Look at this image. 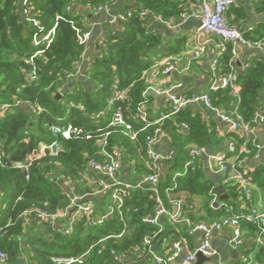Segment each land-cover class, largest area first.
<instances>
[{"label": "trees", "instance_id": "1", "mask_svg": "<svg viewBox=\"0 0 264 264\" xmlns=\"http://www.w3.org/2000/svg\"><path fill=\"white\" fill-rule=\"evenodd\" d=\"M115 1L30 0L23 7L22 0H0V251L6 254L7 264H56L55 257L80 256L93 245L96 246L82 264H119L121 262L115 260L112 251L125 261L134 259L136 254L150 246H160L166 241H171L172 246L173 242L189 239V230L194 225L227 217V209L242 199L237 185L227 186L231 201L228 206L216 210L212 206L213 185L205 179L198 161L183 177L175 178L177 173H184L187 162L192 159L190 151L193 145L206 147L214 143V134L200 115L186 109L175 115L178 126L174 132L178 135L179 152L171 172L160 181L159 193L166 204L170 199L182 200L183 213L190 225L168 221L161 226L145 223L143 220L154 216L157 207L154 193L146 187L129 191L121 213L116 211L102 224L92 225L83 216L75 222L74 232L69 236L64 234V229L52 230L47 225L44 234L27 237L28 227L24 225L23 212L40 209L55 213L67 209L71 203L68 182L75 184L78 195H83L86 189L90 191L88 180L94 177L89 169L90 163L106 159L96 135L100 128L107 126L112 113L108 112L99 121L96 115L108 108L116 92L128 91L129 100L118 101L116 107H123L126 121L132 123L135 130L143 127L134 118L145 102L143 73L155 64V54L162 39L148 29L150 20L143 18L141 13H153L168 21L170 18L179 19L189 7L188 0H129L131 2L125 5V10L131 11L133 16L110 35L103 44L101 55L92 61L89 76L94 90L79 84L76 90L63 91L71 76L77 74L78 64L86 50L80 45L73 27L76 25L88 30L83 21L84 14L78 7H84L89 13L99 5L114 4ZM255 10L264 15V0L255 4ZM227 16L229 25L233 26L237 20L246 19L247 13L242 8L231 6ZM31 20L41 23L43 34L58 24L52 44L36 57L38 48L33 42L38 30ZM243 34L249 41H264V23L254 32ZM231 62L230 48L220 60L217 76L220 69L221 74L228 73ZM239 84L238 97H234L230 90H219L212 94L213 105L224 107L226 111L232 104L238 105L244 120L256 124L255 113L263 107L264 60L252 63L239 76ZM59 93L62 96L57 97ZM3 105H10L9 110L2 111ZM33 108L41 112L37 113ZM66 124L82 128L84 134L66 139L53 133V126ZM183 125L189 129L183 130ZM151 133V128L146 129L132 140L124 129H115L109 139L108 150L122 152L123 166L124 163L129 164L144 176L155 174L145 145L146 137ZM87 134L92 138L87 139ZM228 137L238 145L243 142L239 136ZM43 144H57L58 151L54 154L47 149L41 158H36L27 179L26 174L14 165L34 156ZM250 149L258 151L255 146ZM253 181L264 187V168L254 173ZM110 198L108 196V202ZM100 206L105 213L107 204ZM244 223L258 233L253 224ZM147 239L150 246L145 244ZM263 252L262 248L260 253Z\"/></svg>", "mask_w": 264, "mask_h": 264}, {"label": "built area", "instance_id": "2", "mask_svg": "<svg viewBox=\"0 0 264 264\" xmlns=\"http://www.w3.org/2000/svg\"><path fill=\"white\" fill-rule=\"evenodd\" d=\"M170 2H178L180 0H169ZM197 7L189 8L183 12L179 19L170 18L168 21H165L161 16H156L153 13L143 11L141 13L142 17L150 20L154 19L169 25H176L182 21H186L188 18L195 17L198 18L201 22V29L207 34L214 36L218 39V54L217 58L214 60L212 68L213 71L218 73V68L220 60L231 48L232 58L237 53V47L239 45L247 46L253 49H259L264 52V41H249L244 37V34L240 29L230 26L228 22L227 12L231 6L240 5L244 0H195ZM30 0H23L22 4L25 7ZM111 4L99 5L95 8V11H107L110 9ZM89 9H92L88 6ZM71 10V9H68ZM26 13V11H25ZM133 16L131 11H121L113 17V22L118 24H123L129 18ZM60 18H58L59 20ZM31 23L35 29L38 30L34 36V46L38 48V51L35 53L34 57L40 56L43 54V50L49 47L55 37L56 24L52 30L46 34H43V27L41 23L37 20H31ZM78 41L85 49H87L91 32L89 30H82L76 25L73 26ZM40 31V32H39ZM43 49V50H42ZM204 49L197 47L193 51V56L191 61H198L203 56ZM33 57V58H34ZM32 61V59H31ZM165 68L163 73L170 74L175 70V66L172 63L171 59H166ZM250 65L244 67L245 71ZM76 76V75H75ZM74 75L71 78L75 77ZM34 78V77H33ZM239 86V75L235 71L232 62L230 63V71L226 74H220L217 76V81H215L209 92L202 94H193L187 97H177L171 92H167V113L162 115L160 120L156 122H151L147 111L144 109L143 105L138 109L137 116L134 117L137 123H142L143 127L139 130H135L132 123L126 121L124 109L121 106L116 107L118 101H127L129 100L128 91L116 92L109 102L108 108L96 115L97 121L100 118H104L108 112H111V119L104 128H100L97 132V139L102 144V153L105 156L104 162H91L89 168L101 175L102 177H107L111 180L110 184H106L102 179L92 177L90 180L92 182L91 190L88 193L83 194V196L76 194V186L74 183L68 182L69 191H70V206L62 211H57L55 213L49 212L48 210L40 209H29L23 212L22 219L24 225L28 227L33 222H46L49 223L52 230L59 229L58 223L60 221L66 222L64 227V234L71 235L74 232L75 222L86 216L89 219L90 224H102L107 217L119 211L121 213L124 199L128 196L129 191L143 189L148 187L155 195L157 207L155 214L152 217H147L143 221L152 226H161L160 219L164 215H168L174 224L186 223L190 225V221L185 218L183 213V202L172 200L170 202L176 206L177 210L175 213H168L167 209L164 206L163 201L160 198L159 193V184L161 181L160 175L158 173L160 165V157L155 151V145L159 138L164 134L162 128V122L167 118L180 114L184 110L191 108L192 106L203 104L209 110L215 111L220 119L227 124L228 133L230 135L239 136L242 138V143L240 145L232 139L229 141V153L222 154L216 157V164L219 173L223 178V185H237L240 190V194L246 204L249 206V212L245 214H235L230 208L227 209L228 216L222 220H217L208 224H196L191 228V232H200L201 239L194 249V251L189 252L178 264H194L196 262V254L202 253L204 256L211 258L214 256V250L211 245V238L214 232L222 230L224 228H232V236L229 240V246L232 248H240L245 245V239L243 236L242 224L244 222L253 224L259 233L257 238V243L264 249V211H260L253 206V190L251 178L248 174L247 169L244 166V159L251 153L250 147H257L260 151V147L256 145L257 140V130L258 127L264 124V113L261 111H256L255 113V123L251 124L246 122L243 116L239 113L238 105L232 104L231 108L227 111H223L219 108H216L212 102V94L218 92L219 90H230L231 94L234 97H238ZM157 93H162L161 90H156ZM145 95V93H144ZM73 105V104H72ZM10 105H3L1 107L2 111L9 110ZM115 108V109H113ZM37 113H40L41 110L33 108ZM124 129L125 134L135 140L139 133L146 130L152 129V133L146 137L145 145L146 152L150 160L151 166L156 171L155 174L142 176L141 179L135 183H125L118 180V175L120 174L123 167V154L122 152L115 150L109 151V139L112 134L115 132V129ZM183 130H188L187 125H183ZM52 131L55 135H61L66 139H70L72 135H82L84 130L82 128H76L72 124H66L63 126H53ZM87 139L92 138L91 134L86 135ZM54 145V144H53ZM42 145L39 152H35L34 156L28 157L23 162L15 163L14 167L18 170L23 171L26 174V178H30V167L34 160L41 158L44 152L47 149L52 150V146ZM264 151V147H263ZM205 147H192L190 155L192 159L187 162L185 172L177 173L175 178L183 177L189 167L194 165L195 161L200 163L201 158L205 155ZM2 161L0 160V166ZM84 182V180H81ZM105 194L111 196L110 205L106 214L97 216L96 209L90 200V197ZM72 210H75L72 213ZM146 245H150V240L147 239L145 242ZM183 241L174 242L173 254L164 259L163 257L153 255V259L157 264H171L179 255L182 249ZM96 245H93L89 250L80 256H70V257H55L54 261L56 264H82L85 258L90 254L92 249ZM264 253V252H263ZM112 254L115 256L117 262H122L123 258L116 255L114 251ZM244 264H251L250 258L246 257L243 261ZM0 264H7V256L5 253L0 251ZM220 264V263H219Z\"/></svg>", "mask_w": 264, "mask_h": 264}, {"label": "crops", "instance_id": "3", "mask_svg": "<svg viewBox=\"0 0 264 264\" xmlns=\"http://www.w3.org/2000/svg\"><path fill=\"white\" fill-rule=\"evenodd\" d=\"M258 1L259 0H244L242 4L235 6L244 9L247 13V18L237 20L238 22L233 25V27L240 29L243 33H247L254 32L260 24L264 23V15L257 13L255 10V4ZM128 2L131 1L116 0L114 4H111L109 10L101 12L92 9V12L88 13L84 7H78L79 12L84 14L83 21L91 32V38L82 60L78 64L76 76L71 78L63 87V91L76 90L79 84H84L90 91L94 90V84H92L89 76L92 61L94 60V57L101 55L103 44L110 35L114 34L121 28V24L113 22V17L121 11H126L125 5ZM132 4L134 3L132 2ZM188 4L189 7L187 9L197 7L195 0H188ZM235 18H238V15H235ZM233 19L231 16V20ZM148 29L159 34L162 39V44L155 54V64L143 73L146 90L144 91L145 95L143 94L145 102H143L142 105L147 111L150 121L156 122L160 120L162 115L167 113V92H171L177 97H187L193 94L209 92L211 85L217 81V73L213 71L212 65L218 54V39L203 31L201 29L200 20L195 17L188 18L186 21H182L174 26L150 19ZM197 47L204 49L203 56L198 61H191L193 51ZM166 59H171L175 66V70L170 74L163 73L166 66L164 61ZM260 60H264V52L259 49L239 45L237 47L236 55L232 58V64L235 71L240 76L243 74L246 65H251ZM220 72H222L221 69L219 70V74H221ZM156 90H161L162 93H157ZM261 97L263 105L261 112L264 113V90L261 93ZM188 109L199 114L202 121L207 124L209 131L214 134V143L205 147L206 153L200 160V168L204 172L205 179L212 183L214 189L218 186H223L225 188L224 195L217 192L214 194L212 206L217 202L219 205L218 207L214 206V208L219 210L220 208L228 206L231 201L227 194V186L223 185V178L219 173L216 164L217 156L229 153L228 144L230 139L228 136L230 134L228 133V126L220 119L215 111L209 110L203 104L192 106ZM219 109L226 111L224 107ZM177 118L172 116L162 122L164 134L159 138L155 145V151L160 157L158 173L161 179L165 178L168 173L171 172L172 164L179 152L177 147L179 139L178 135L174 132L178 126L176 122ZM256 145L261 148L260 151H251V153L244 159V166L251 178L253 206L260 211H264V187L253 181L254 173H256L259 168H264V124L258 127ZM90 171L95 178L102 179L106 184L111 183L109 178L102 177L92 169H90ZM142 176L144 175L140 170H134L129 164L124 163V166L118 175V180L125 183H135L139 181ZM88 182L91 190L93 184L90 179ZM86 193H88L87 189L83 194ZM225 195L228 199L223 197ZM90 200L92 201L96 212L97 210L99 211V213H97L98 217L104 215L108 211V203L110 202H108V195L101 194L92 196L90 197ZM102 203L107 204L105 213H103L102 206H100ZM163 203L168 213L173 214L176 212L177 208L170 202V200L167 204L165 202ZM201 206L202 200H200V208ZM231 209L235 214H245L249 212V206L243 198L238 200L234 206H231ZM74 211L75 210H72V213H74ZM167 221L172 223L169 214L162 216L160 219L161 223ZM47 225L50 226L49 223L46 222L31 223L26 231L27 237L29 238L31 235L44 234L48 229ZM65 225L66 222L64 221L58 223V227L62 229H64ZM242 226L245 245L240 248H232L229 246L228 242L232 236V228L227 227L214 232L211 238L214 256L211 257L212 261L206 264H242L246 257L250 258L251 264H264V254L260 253L262 247L257 243L259 233H255L245 223H243ZM191 231L190 228L189 239L181 240L183 241L182 249L178 257L171 264H178L185 255L194 251L196 246H198L202 237L201 233ZM167 242L168 241L160 246L156 245L151 247L149 245V249L136 254L133 257L134 259L125 260L121 263L157 264L153 259V255L166 259L173 254V247L171 246L172 242Z\"/></svg>", "mask_w": 264, "mask_h": 264}, {"label": "water", "instance_id": "4", "mask_svg": "<svg viewBox=\"0 0 264 264\" xmlns=\"http://www.w3.org/2000/svg\"><path fill=\"white\" fill-rule=\"evenodd\" d=\"M23 1V0H22ZM60 96H62V94H58L57 95V97H60ZM193 147H198L197 145H193ZM57 151H58V146H57V144H54L53 146H52V152L54 153V154H56L57 153ZM35 154H37V153H35ZM214 191L215 192H217V193H219V194H222V195H224V193H225V188L223 187V186H218V187H216L215 189H214ZM223 197H225V199H228V197L225 195V196H223ZM218 203L216 202L215 204H214V206L215 207H218ZM212 261V258H208V257H206V256H204L202 253H197L196 254V262L194 263V264H206V263H209V262H211Z\"/></svg>", "mask_w": 264, "mask_h": 264}]
</instances>
